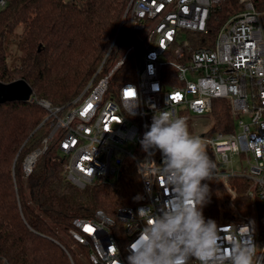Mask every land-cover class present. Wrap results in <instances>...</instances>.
Returning <instances> with one entry per match:
<instances>
[{
    "label": "built area",
    "instance_id": "obj_1",
    "mask_svg": "<svg viewBox=\"0 0 264 264\" xmlns=\"http://www.w3.org/2000/svg\"><path fill=\"white\" fill-rule=\"evenodd\" d=\"M222 2L130 0L123 20L127 17L131 44L112 69L102 75L103 60L83 91L63 107L31 99L52 119L42 150L58 137L62 172L68 182L83 189L116 180L128 169L139 176L141 190L135 208H121L112 218L98 210L91 219L72 221L69 238L88 249L91 264H127V246L172 196L161 170V153L145 151L141 145L157 111L187 122L189 114L209 115L215 100L227 101L233 131L198 137L215 164L212 177L231 197L235 192L229 188V179H246L247 196L257 202L264 219V0L261 4L238 0V11L221 24L212 46H193L209 34V19ZM7 4L8 0H0V9ZM151 21L155 24L148 27ZM144 31L145 36H140ZM129 57L133 79L112 84ZM129 91L131 97L126 95ZM31 155L23 163L26 176L38 156L26 167ZM239 159L246 163L243 170ZM141 209H149V214L139 216ZM217 226L225 252L235 243L255 245L259 237L261 248L258 253L255 250L253 264H264V228L244 219ZM0 264L8 263L2 259Z\"/></svg>",
    "mask_w": 264,
    "mask_h": 264
},
{
    "label": "trees",
    "instance_id": "obj_2",
    "mask_svg": "<svg viewBox=\"0 0 264 264\" xmlns=\"http://www.w3.org/2000/svg\"><path fill=\"white\" fill-rule=\"evenodd\" d=\"M261 4V0H253ZM129 0H8L0 9V82L24 80L35 100L63 107L74 100L104 61L107 74L131 44L129 23L124 18ZM239 9L238 0H223L212 13L209 34L193 46H212L221 24ZM17 52L13 66L8 61L16 32ZM208 40L210 43H208ZM133 79L131 58L120 67L112 84ZM213 129L232 132L233 120L226 100H215L209 114ZM52 119L35 101L0 104V260L8 264H82L78 255L61 238L76 218L91 219L101 210L108 217L139 203L140 179L128 169L114 180L94 183L83 189L68 182L62 172L63 158L58 137L43 148ZM36 150L29 175L24 160ZM210 199L202 209L206 220L219 223L250 220L252 208L259 229L264 219L255 200L247 196L249 182L229 179L231 197L221 182L211 177ZM80 250L88 260V249Z\"/></svg>",
    "mask_w": 264,
    "mask_h": 264
},
{
    "label": "clouds",
    "instance_id": "obj_3",
    "mask_svg": "<svg viewBox=\"0 0 264 264\" xmlns=\"http://www.w3.org/2000/svg\"><path fill=\"white\" fill-rule=\"evenodd\" d=\"M141 145L161 153L172 196L127 246V264H253V243H235L225 252L216 222L203 215L210 190L202 181L211 180L215 164L187 122L157 111ZM149 211L141 209L139 216Z\"/></svg>",
    "mask_w": 264,
    "mask_h": 264
},
{
    "label": "rangeland",
    "instance_id": "obj_4",
    "mask_svg": "<svg viewBox=\"0 0 264 264\" xmlns=\"http://www.w3.org/2000/svg\"><path fill=\"white\" fill-rule=\"evenodd\" d=\"M130 1V0H129ZM129 3V2H128ZM155 24V21H151L148 23V27H151ZM18 34L19 32L17 31L14 36L12 37V44L10 47V52L11 49H14L13 55L12 57L9 58V65L13 66L14 63L16 62V58L18 57V55H20V52H17V48L15 47V44L18 40ZM146 34V31L141 32L140 36L144 37ZM137 43H139V39L137 38ZM127 51V50H126ZM244 120L246 121L247 119L244 118ZM187 125H188V129L189 132L194 135V136H201V135H205L207 137L213 138L216 132L213 129V122L212 119L210 117V115H205V116H196L193 114H189V118L187 121ZM212 128V129H211ZM236 130H238L236 128ZM240 168L243 170L244 167H246V163L244 162L243 159H239V164ZM114 181V180H113ZM250 220L255 224L256 220H257V216L256 213L254 211V209L252 208V212L250 215ZM59 235L61 236V238H63V240L66 242V244L78 255L79 259L81 260L82 264H91L87 258L84 256V254L82 253V251L80 250V246L77 245L73 240H71L68 236H66L65 234L59 232ZM261 248V239L259 237H256V241H255V250L258 253L260 251Z\"/></svg>",
    "mask_w": 264,
    "mask_h": 264
},
{
    "label": "water",
    "instance_id": "obj_5",
    "mask_svg": "<svg viewBox=\"0 0 264 264\" xmlns=\"http://www.w3.org/2000/svg\"><path fill=\"white\" fill-rule=\"evenodd\" d=\"M32 96L33 91L24 80H15L10 83L0 82V104L6 102L25 103L31 101ZM34 153L37 156L40 151L36 150Z\"/></svg>",
    "mask_w": 264,
    "mask_h": 264
},
{
    "label": "bare ground",
    "instance_id": "obj_6",
    "mask_svg": "<svg viewBox=\"0 0 264 264\" xmlns=\"http://www.w3.org/2000/svg\"><path fill=\"white\" fill-rule=\"evenodd\" d=\"M35 158V154L31 155L27 160H26V167L30 166L31 163L33 162Z\"/></svg>",
    "mask_w": 264,
    "mask_h": 264
},
{
    "label": "snow or ice",
    "instance_id": "obj_7",
    "mask_svg": "<svg viewBox=\"0 0 264 264\" xmlns=\"http://www.w3.org/2000/svg\"><path fill=\"white\" fill-rule=\"evenodd\" d=\"M127 96L131 97L133 95V92L129 91L126 93ZM85 231H91L90 228H85Z\"/></svg>",
    "mask_w": 264,
    "mask_h": 264
}]
</instances>
